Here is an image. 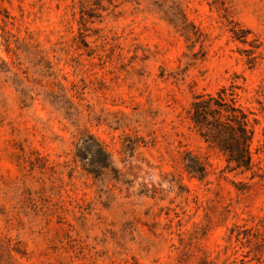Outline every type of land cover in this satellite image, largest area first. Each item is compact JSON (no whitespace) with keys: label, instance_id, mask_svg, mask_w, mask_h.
I'll return each mask as SVG.
<instances>
[{"label":"rangeland","instance_id":"1","mask_svg":"<svg viewBox=\"0 0 264 264\" xmlns=\"http://www.w3.org/2000/svg\"><path fill=\"white\" fill-rule=\"evenodd\" d=\"M222 86L247 171L188 118ZM0 234V264L264 262V0H0Z\"/></svg>","mask_w":264,"mask_h":264},{"label":"trees","instance_id":"2","mask_svg":"<svg viewBox=\"0 0 264 264\" xmlns=\"http://www.w3.org/2000/svg\"><path fill=\"white\" fill-rule=\"evenodd\" d=\"M234 87H220L214 93H204L195 95L188 107L187 114L192 127L197 131L199 137L208 144L209 147L217 149L224 155L225 161L231 165V169L241 172L250 170L252 159L250 145L253 138L256 123L255 118H251V112L243 108L236 100ZM87 144L82 149L91 150L88 145L95 144L92 154L91 165L99 175L105 174L112 166L108 154L103 150L99 142L92 136L87 135ZM86 147V148H85ZM185 168L199 178L206 174L205 164L197 157L187 154ZM15 243L8 237L0 234V261H5L12 257V250H15ZM263 243L257 241L252 247L256 254L251 258L258 264H264L257 255L262 251ZM202 264H211L202 262ZM238 264H253L251 261L241 259Z\"/></svg>","mask_w":264,"mask_h":264}]
</instances>
